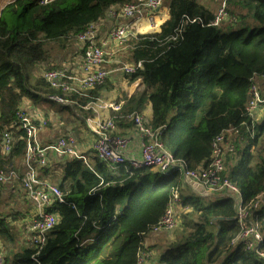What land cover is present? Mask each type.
<instances>
[{"label":"trees","instance_id":"1","mask_svg":"<svg viewBox=\"0 0 264 264\" xmlns=\"http://www.w3.org/2000/svg\"><path fill=\"white\" fill-rule=\"evenodd\" d=\"M132 1L12 0L6 5L0 11V130L14 123L24 99L30 101L31 109L54 107L63 131L74 130L75 123L84 125L74 110L82 111L78 107L99 99L101 91L108 90L107 80L89 90L90 98L73 97L77 101L70 108L50 102L56 90L34 73L41 66L60 68L50 64L49 44L57 43L62 49L74 45L77 35L89 24L105 20L110 8ZM162 5L169 18L159 31L130 35L128 40L131 47L124 62L141 65L123 73L124 79L141 80L143 90L125 98L121 109L111 115L118 128L127 129L133 127L128 115L141 114L149 103L152 116L147 125L163 127V146L187 170L205 168L214 139L225 133L235 150L226 154L220 177L237 186L242 203H248L264 191V111L252 126L253 136L242 126L249 124L250 87L255 84L264 97L260 82L264 78V0H227L226 12L236 19L220 26L210 25L215 14L202 0H163ZM42 115L47 122L53 118ZM55 123H47L46 128ZM14 137L9 154L0 153V169H20L25 142L20 132ZM90 161L88 168L80 159L56 158L42 170L48 179L55 169L61 171L55 184L63 202L47 208L56 222L36 262L32 258L36 250L27 237L22 242L16 238L20 236L17 221L22 220L23 226L30 223L28 210L16 206L6 212L1 207L6 191L22 185L18 181L9 188L0 182L2 264H137L145 237L165 214L176 189L178 226L169 232L176 234L158 256V264H264L242 245L230 243L240 231L231 198L188 193L179 186L178 169L164 176L150 167H111L97 157ZM257 223L264 251V213Z\"/></svg>","mask_w":264,"mask_h":264},{"label":"built area","instance_id":"2","mask_svg":"<svg viewBox=\"0 0 264 264\" xmlns=\"http://www.w3.org/2000/svg\"><path fill=\"white\" fill-rule=\"evenodd\" d=\"M44 4L51 0H42ZM226 1L223 0L215 14L211 26H220L224 22H235L236 17L226 12ZM162 6L161 0H133L123 7L110 8L106 17L117 19L118 17L134 19L146 13V17L152 28H155L156 14ZM91 23L87 29L77 35L80 58L72 67H60L47 69L40 67L37 76L42 77L50 88L56 90L49 96L48 100L61 106L74 107L77 99L73 97L90 98L89 90L104 84L111 71L105 68L106 59L104 46L107 43L122 47L127 38L131 35L129 26L115 25L107 32L106 39L99 38L100 24ZM140 63L123 64L113 68L112 71L124 74L133 72L140 67ZM251 99L247 105L249 124L244 122L242 126L253 136L252 126L257 122L264 110V97H261L258 87L253 84L250 87ZM98 100V99H97ZM90 101L78 107L83 112L96 113L99 110H112L118 112L120 104L114 102ZM30 101L24 99L18 107L15 115L16 120L9 129L0 130V153L8 155L11 151L15 132H20L24 138L25 149L21 159L20 169H0V182L6 186L16 184L18 181L22 187L20 190L33 205L32 215L29 224L24 225L29 238L28 242L35 248L33 260L36 262V255L43 248L46 241V234L52 229L56 222L55 214L47 210L54 202L62 203L63 194L56 184L50 182L44 176L43 169H48L55 158H76L90 168L91 161L82 151V142L77 140L74 133H62L55 137L50 143L43 145L40 134L46 128L47 120L43 115H31ZM73 109V108H72ZM30 110V112H29ZM127 120L133 124V128L140 136L139 156L129 155V141L119 134L115 118L110 116L105 119H96L88 116L84 119L87 131L92 132L90 149L95 157L106 163L108 166L131 165L135 168L150 167L164 176H167L173 169L181 173L180 187H190L196 184L203 188L204 196L213 198H231L235 209L233 219L240 226L239 233L231 240L233 246L242 245L245 250L253 252L260 260L264 261V251L261 249L262 235L259 231L258 217L264 213V191L248 203H242L240 192L237 186L233 185L227 178H221L224 171V158L226 154L234 152V144L227 139L223 133L214 139L212 143V158L205 168L187 170L184 164L176 161L171 152L166 150L161 142V129H151L148 121L139 114L131 113ZM12 131V132H11ZM234 131L236 134L238 130ZM228 131V134L229 132ZM250 153H254V147H250ZM180 196L178 189L174 190L172 198L160 221L152 227L151 233H169L177 228V209L180 208ZM150 253L142 249L138 254L137 264H146ZM3 263L0 252V264Z\"/></svg>","mask_w":264,"mask_h":264},{"label":"crops","instance_id":"3","mask_svg":"<svg viewBox=\"0 0 264 264\" xmlns=\"http://www.w3.org/2000/svg\"><path fill=\"white\" fill-rule=\"evenodd\" d=\"M202 1H204L208 5V7L212 10V12L214 14H216V12L219 9L223 0H202ZM155 17H156V19H155L156 26H155V28H152L150 25V22L148 21V19L146 17V13H144V15H142V16H137L134 19H128V18L125 19L122 17H118L117 19H115V18H111V17L107 16L106 19L100 24V31L98 34L99 38L100 39H106L107 38L106 37L107 32L111 28H113L115 25H126L127 24L129 26L131 36L143 35L145 33L158 32L160 26L164 23L165 20H167L169 18L167 8L164 5H162ZM128 46L131 47V45L128 44V42H127L126 48ZM104 48H105L104 52H105V59H106L105 68L111 72L109 73V77L107 79V83H109L108 90L107 91H104V90L101 91L102 96L97 101L107 102V103L114 102L116 104L119 103L120 109H121V107L125 104L127 98H129L132 95L137 94V92L140 93L143 90V84H142L141 80H136L132 83H129L128 80L126 81L124 79L123 73L117 72V71H112L113 70L112 63L117 64V65H123V64L127 65V64H131V63L123 62L122 64H120L115 59V56H113L114 51H116V49H120L117 45L107 43V44H105ZM125 50L126 49H124L122 51L125 53ZM79 52H80L79 51V44L76 41V43H74V45L73 44L71 45V48L67 52V55L61 54L60 56H51V59H50L51 63L50 64L51 65L54 64L57 67H69L70 68L80 58V55L78 54ZM41 67H43V66H41ZM39 69H37L35 71L34 75H36L38 73ZM120 73H121V75H120ZM119 75L121 77H119ZM260 82L264 83V81H262V79L260 80ZM30 110H31V113H30L31 115L40 116L39 114L42 115L44 113H47L48 115H50V117H53L54 119L57 120V123H55L52 128H48V129L44 128L41 130V132H39L40 139H41L43 145L50 143L55 137H58L62 133H66V131H68L69 133H71V132L74 133L77 136V140L82 142V151L85 152V156L88 159H91V157L95 158L94 152L90 149L91 141H92V132L89 133L87 131V127L85 124L84 125L81 124V126H78L75 123V129L74 130L68 128L67 130L63 131L60 127L62 124L61 116H59L58 114H55L54 107L51 108L50 106L42 105V106H40L39 109H31L30 108ZM30 110H29V112H30ZM74 112H75L74 114H76L77 118H81L83 120V123H84V119L86 117L83 114L85 112L77 111V110H74ZM111 112H114V111H112L110 109L109 110H99L96 113L90 112L88 114H90L91 116H93L96 119H105V118H109L110 116H112ZM262 113H261V115H262ZM141 115L145 118L146 121H149L151 119L152 112H151V108H150L149 103H147V105L145 106V109L142 111ZM75 119H76V117H75ZM118 129H119V134L121 136H124L125 138H127V140L129 141V144H128L129 155L133 156V157H138L139 156L138 147H139V142H140V136L136 133V131L134 130L133 127H128L127 129H120V128H118ZM8 187L10 188L11 186H8ZM182 189H185V191H187L188 193H191L195 196L206 198V196L203 195L204 194L203 188H202V192H199V191H197L196 187H193L191 184L190 187L183 186ZM14 190H16V189H14ZM5 195H6L5 197L12 196V192L10 190H7ZM28 205H30V204H28ZM28 205H24L23 207H21L19 205L18 206L21 210L26 209V210H28L27 212H29V210H30L31 213L29 214V216H31L32 210H31V208L30 209L28 208ZM6 212H10V211H6ZM17 223H19L17 225L19 230H21L19 228L20 226L24 229V226L21 224L22 220L17 221ZM166 237H169L168 233H166V232L150 233L149 235H147L145 237L144 242H143V245H145L144 250H147L151 255L150 258L147 259L146 264H155V261H153L151 259L152 258V252L154 251L155 248H158L161 246L165 247L167 245L166 242L168 239Z\"/></svg>","mask_w":264,"mask_h":264},{"label":"rangeland","instance_id":"4","mask_svg":"<svg viewBox=\"0 0 264 264\" xmlns=\"http://www.w3.org/2000/svg\"><path fill=\"white\" fill-rule=\"evenodd\" d=\"M11 1L12 0H0V11L6 5L11 4ZM162 2H163V0H162ZM129 38L130 37L127 38L126 42L123 44L122 47H119L120 49H116V51H114V55L113 56H115V59L120 64H122L125 61L126 50L130 47V46H128L126 48L127 42L129 40ZM128 44H129V42H128ZM67 45L68 44H66V46ZM66 46H65L64 49H62L60 47V45H57V43H51V44H49L48 45V48H49V56H50V58H51V56H60L61 54L67 55V52L71 48V45L70 46H67V47ZM124 49H126L125 50V53L122 51ZM104 51H105V49H104ZM112 65H113V68H115V67L118 66L117 64H114V63H112ZM120 75H121V73H120ZM120 75H119V77H121ZM262 81H264V78L262 79ZM83 115L86 116L85 114H83ZM55 121L57 122L56 119L52 118V119H49V122L48 123L50 124V123L55 122ZM57 170L58 169H55L54 170L53 177H50L49 178L50 182H52L53 184L55 182L57 183V178H58L57 175L61 173L60 170H58V171ZM21 193H22V191L20 189H18V190L16 189V190H13L12 191V196L11 197H12V200L16 199L15 202L11 201V199L9 200L7 197H4L3 202H2V205H1L2 209L5 210V211H12V209H14L18 205L21 206V207H23L24 205H28L27 198H26V200L25 199L23 200V194H21ZM30 207L31 206L28 205V208L29 209H30ZM30 213H31V211L29 210V213L27 214V217L29 216ZM19 228L21 230H19L18 227H17V229L15 228V230H17L18 231V234L20 235L19 237H18V235L16 236V238L18 239V241L19 242H22L24 236L27 237V241H28L29 236H28V233L26 232V230H24L21 226ZM175 234H176V231H174L172 233H169V237H166L168 239L166 243H169V241H171L174 238V235ZM163 248H164L163 246L158 247V248H155L154 251L152 252V258L151 259L153 261H155V264H158V260L157 259H158V256L160 255V253L162 252Z\"/></svg>","mask_w":264,"mask_h":264},{"label":"water","instance_id":"5","mask_svg":"<svg viewBox=\"0 0 264 264\" xmlns=\"http://www.w3.org/2000/svg\"><path fill=\"white\" fill-rule=\"evenodd\" d=\"M192 186L196 187L197 191L202 192V187L197 186L196 184H193V183H192ZM0 252H1V250H0Z\"/></svg>","mask_w":264,"mask_h":264},{"label":"clouds","instance_id":"6","mask_svg":"<svg viewBox=\"0 0 264 264\" xmlns=\"http://www.w3.org/2000/svg\"><path fill=\"white\" fill-rule=\"evenodd\" d=\"M162 1V0H161ZM161 8V7H160ZM215 16V15H214Z\"/></svg>","mask_w":264,"mask_h":264}]
</instances>
